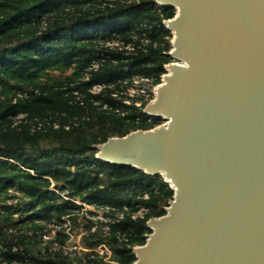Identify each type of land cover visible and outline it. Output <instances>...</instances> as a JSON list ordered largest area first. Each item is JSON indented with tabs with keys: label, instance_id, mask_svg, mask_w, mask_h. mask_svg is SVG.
I'll return each instance as SVG.
<instances>
[{
	"label": "trees",
	"instance_id": "16d2710c",
	"mask_svg": "<svg viewBox=\"0 0 264 264\" xmlns=\"http://www.w3.org/2000/svg\"><path fill=\"white\" fill-rule=\"evenodd\" d=\"M176 14V8L154 0H0V208L5 212L0 256L5 260L136 262L134 249L151 233L148 221L165 215L175 191L162 175L100 159L96 147L165 120L146 116V106L124 105L110 89L100 95L90 89L104 84L120 90L134 76L160 83L165 66L174 62L168 55L174 35L165 21ZM144 37L149 43L141 48ZM112 38L126 43L137 38V53L104 51L103 58L98 43ZM94 60L105 62L82 81ZM74 90L85 96L84 105L74 104ZM21 92L28 96L18 98ZM46 119L52 124L40 127ZM79 202L99 207L107 221L95 229L92 218L98 215ZM142 208L148 212L134 218ZM54 225L67 227L44 245ZM10 228L24 233L9 234ZM80 235L88 248L106 245L110 261L107 253L95 251L74 260L67 252Z\"/></svg>",
	"mask_w": 264,
	"mask_h": 264
},
{
	"label": "water",
	"instance_id": "95a60500",
	"mask_svg": "<svg viewBox=\"0 0 264 264\" xmlns=\"http://www.w3.org/2000/svg\"><path fill=\"white\" fill-rule=\"evenodd\" d=\"M154 1L177 10L175 62L144 109L165 121L96 147L175 191L134 264H264V0Z\"/></svg>",
	"mask_w": 264,
	"mask_h": 264
},
{
	"label": "built area",
	"instance_id": "2783aa9c",
	"mask_svg": "<svg viewBox=\"0 0 264 264\" xmlns=\"http://www.w3.org/2000/svg\"><path fill=\"white\" fill-rule=\"evenodd\" d=\"M166 25V21H165ZM151 27L150 25H147L146 28ZM137 41V38L134 39V42L126 43L122 41L121 39L117 38H112L108 40H101L98 43V51H102L100 54L103 58L106 57V52H112V51H121L124 52L127 55H134L137 53V45L135 42ZM149 43V40L147 37H144L141 39L140 47H145ZM105 60L99 61V60H94L90 66V68L83 74L82 76V81H89L91 79L92 73L98 71L102 66ZM175 62V61H174ZM173 62V63H174ZM171 64V63H170ZM167 64L165 66L166 68V73L162 75L161 77V82L156 83L154 79L152 78H147L143 76H134L132 79L125 81V85L122 89H116L114 86H108L104 84H97L93 86L90 89V92L94 95H100L103 94L107 89H110L112 91V97L118 101H121L124 105L126 106H136L138 108H143L149 103H151L155 98L157 94V90L159 86L162 85L164 82V78L167 76L169 73V65ZM28 93L27 92H21L18 95V98L21 97H27ZM73 96V102L74 104H79V105H84L86 102L85 96L78 90H74L72 92ZM96 105H100L99 101L95 102ZM101 107L104 110H108L109 106L107 104H104V106L101 105ZM124 115V114H123ZM26 115H20L19 118H24ZM45 124H52L51 119H46L44 122H39V126L43 127ZM78 124V123H77ZM75 124V125H77ZM54 128H59L60 125L57 123H53ZM67 129L71 128L69 125L66 126ZM51 190H55L53 187L50 188ZM78 204L83 205L88 212H94L96 214H100L98 211L93 210L91 207L90 203L88 202H79ZM148 210L145 208H142L135 216L136 217H143ZM5 216V212L0 208V218H3ZM93 220H96V227H98L99 224L106 222L107 220L104 219L103 216H101V221L99 222L97 218H92ZM62 227H67V225H54L52 226V233L44 236V245H47L51 241L55 239V236L57 235V232L62 229ZM9 234H21L24 233V230H18L15 228H10L7 230ZM71 236V234H69ZM75 245L78 246V250L75 249ZM73 247V251H72ZM58 249H61V246L58 247ZM5 247L3 244L2 238H0V252L4 251ZM16 250V249H15ZM98 252L101 255H104L107 253V258L105 259L106 261H110L112 252L108 249L106 245L100 246L99 248H88L84 246L81 242V235L78 236L77 238H72L71 240V246L68 249L67 253H70L71 257L74 260H79V259H84L86 256H88L91 252ZM0 264H30V263H20L16 261H8L5 260L3 257L0 256Z\"/></svg>",
	"mask_w": 264,
	"mask_h": 264
},
{
	"label": "rangeland",
	"instance_id": "374dc122",
	"mask_svg": "<svg viewBox=\"0 0 264 264\" xmlns=\"http://www.w3.org/2000/svg\"><path fill=\"white\" fill-rule=\"evenodd\" d=\"M173 40H174V37H173V39H172V42H173ZM163 123H164V122H163ZM163 123H161V124H163ZM161 124H159V125H161ZM159 125H158V126H159ZM90 205H91V207L93 208V210L98 211V212L100 213V214H97L98 217H96L97 220H98L99 222L101 221V216H103L104 219H106V216H105V212H104V211H102L99 207H97L96 205H94V204H92V203H90ZM74 247H75L76 250L79 251L77 245H75ZM72 251H73V247H72Z\"/></svg>",
	"mask_w": 264,
	"mask_h": 264
}]
</instances>
